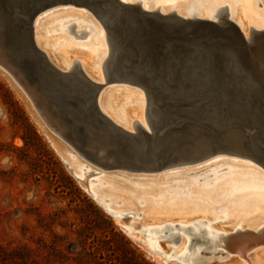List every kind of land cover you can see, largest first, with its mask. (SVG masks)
Segmentation results:
<instances>
[{"label":"water","instance_id":"obj_1","mask_svg":"<svg viewBox=\"0 0 264 264\" xmlns=\"http://www.w3.org/2000/svg\"><path fill=\"white\" fill-rule=\"evenodd\" d=\"M68 5L107 30L104 82L81 68H57L36 43L38 15ZM70 32L82 37L90 30L72 23ZM0 66L23 87L48 130L103 170L153 174L220 154L264 169V32L247 37L232 22L151 12L122 0H0ZM114 84L140 87L153 98L151 131H129L102 111L99 97ZM45 138L83 186L86 180Z\"/></svg>","mask_w":264,"mask_h":264},{"label":"rangeland","instance_id":"obj_2","mask_svg":"<svg viewBox=\"0 0 264 264\" xmlns=\"http://www.w3.org/2000/svg\"><path fill=\"white\" fill-rule=\"evenodd\" d=\"M69 7L73 11L70 10ZM63 8L65 10H63ZM39 19L40 23L37 28L38 38L44 41V44H42L44 48H49L53 51V48L57 45L48 41H68L70 42V46L74 48V54L77 56H73L74 59H78V57H80L79 54L90 53L94 56V62L98 61V59L100 60V56L98 57V55L101 53V50H99V45L101 44L94 40L97 36L94 27L97 28L96 24L101 27L102 24H100L93 15L86 13L83 9H76L73 6H59L44 11L37 18V20ZM91 19L96 21V24L93 23L92 25L89 23L92 22ZM52 20L53 22L55 20L57 21H55V24L47 22ZM73 20L79 21L77 29L90 30V32L85 36L77 37L75 33L70 32L69 27L64 28V26H67ZM46 22L48 24H46L45 29H43L45 26L43 23ZM51 30H54V33H51ZM56 50L57 49L53 52H57ZM95 52H97V55H95ZM97 66L98 62L95 63L93 67L97 68ZM101 73L104 76L103 71H101ZM3 76L4 75L0 72V255H12L13 257L10 258V261H17L21 264H159L153 256L131 238L117 222L118 217L128 228H130V224L134 222L136 224V231H133L140 234L143 240L148 241V232L143 231V220L141 219L147 200L145 202L143 201L144 198L140 199V197L135 199L137 216L127 213H125L127 215L116 216L108 212L72 175L45 138L22 98ZM103 79L102 82L105 81L104 77ZM130 86L135 87V89L133 88L116 94L118 98L116 103L124 102L126 97L131 94L144 97L147 101L146 92L143 89L134 85ZM109 90L110 87H107L102 91V93H104L103 100H105V96L107 95L106 92ZM138 118H143L146 123H149L147 108L143 110V117L142 115H138ZM219 157L223 156L217 155L214 156L213 159H210L214 161ZM229 159H238L242 163L255 164L258 168L245 164L222 162L192 175L179 176L172 174L173 171L180 169L178 167L153 174L102 171L103 173L101 175H95V172L90 174L89 178L94 177L103 180L107 178L113 180V182L117 180V183H124L127 187L132 188L131 193H125L126 195L123 194V204H125V202H131V199H134L133 197L129 198L128 194L133 196V191L136 193L137 191L138 193H140V191L143 192L145 188H142L146 187L147 184V190L145 191L151 192L147 193L152 194V192H158L155 194L157 198L162 197L164 199L162 200L166 202L169 197H163L164 191L168 194L165 193L167 196H171L168 190H176L177 193L179 190V196H177L176 192L175 194H173L174 191L171 192V194L175 196H171L174 197L173 199H178L179 197V199L182 198V200L178 199V201L183 202V199L185 200L186 198L188 201L185 200L184 202L187 203L192 201L193 203H187L186 207H188L186 209L182 207L184 205L181 204V206H176V202L178 201L172 198L168 200L170 204L167 202L169 205L166 206L165 204L167 203L164 202V207L166 206V208H173L175 203V210L181 209L179 207H182L184 209L181 210L184 212L187 211L186 213H188L185 215L186 217L169 216V220L180 222L186 219L194 220L196 217L201 218L197 215H191L190 210H188L197 204L199 208H201L198 213L200 212L206 216L208 213L210 217L215 216V218H223L221 219V222L223 220V225L220 221V223L217 222V224L214 223L213 225L218 226L219 223V225L221 224L220 227H224L223 229L225 230L230 228L228 232L231 233L234 219L231 217L232 215L230 213L231 210L232 214L240 211V215L238 216L244 213L241 211L242 208L240 205L242 202H249V199H243L244 194L249 192L258 194L264 193V186H261L264 185V169L244 157L232 156ZM142 182H144V185L141 184ZM149 182L152 184L149 185ZM182 182L183 184H180ZM243 182L246 184L257 183L259 186L242 187L243 189L236 191L234 193L235 195L233 194L232 196L226 195L219 197L215 194V190L219 187H229L233 186L235 183ZM184 183L188 184L191 190H189ZM200 183H202L201 186L199 185ZM212 183H216V185H211L212 187L209 186V184ZM139 185L142 187L140 191ZM182 185H184V193L189 190L187 191L188 195L187 193H185V195L180 192L183 191ZM192 186H194V188ZM199 189L201 190L199 191ZM165 194L164 196H166ZM181 194L185 197H181ZM237 195L239 199H236V197L238 198ZM214 196L215 198H213ZM209 197L213 200H208ZM154 199L155 198H153V200ZM234 199L237 201H233ZM218 202L219 205L224 202L225 205L228 203L226 205L227 212L228 208H231L229 214H226L225 211V217L223 215L221 216L220 210L219 212H213L212 208H214V206L216 208H214L215 210H218L217 208L220 207L217 205ZM248 202H246V204ZM234 203L237 204V206L234 205ZM119 206L120 205H116L118 210H128V208L125 209L122 206V209V207ZM231 206H233V208ZM203 207L208 211H205ZM236 209H238V211ZM213 214L214 216H212ZM215 214H217V216ZM234 214L233 217L238 213ZM245 214L246 213H244V215ZM229 216L230 218H228ZM229 219L230 223L227 222ZM166 220L168 219L166 218ZM174 232H178L180 236L176 239H168V235ZM160 234L162 236L164 235V237L160 236L158 238L162 252L165 254L167 253V256L172 255L179 247V243L183 238L180 226L173 228V231L172 229L164 230ZM224 242L225 236H221L220 240L215 245L207 244L205 239L194 240L192 244L193 247L191 246L190 251L192 250L191 254H193L198 247H203V250L207 249L210 252H202L200 259L204 260V264H221L220 258L228 254ZM210 249L213 250L210 251ZM218 250H221V253L216 252ZM173 256L174 257L171 259L175 260V254ZM186 258L182 260L183 263ZM207 260L209 261L207 262ZM169 264L180 263L171 262ZM232 264H244V260L240 257L237 262ZM245 264H264V247L251 251L248 255V262Z\"/></svg>","mask_w":264,"mask_h":264},{"label":"bare ground","instance_id":"obj_3","mask_svg":"<svg viewBox=\"0 0 264 264\" xmlns=\"http://www.w3.org/2000/svg\"><path fill=\"white\" fill-rule=\"evenodd\" d=\"M123 1L128 2L131 5H136V4H132V3H134L133 0H123ZM195 1L199 2L203 6V10L200 12L199 17L208 18L209 20L212 19L215 21H219L218 19H219V14H220V10H221L222 5H227V6L229 5L232 11L235 8V6L238 7L240 10L237 8V12H235V14L231 15V18L238 23L240 29L242 30L244 35L247 37H249L251 34H253L250 32V27H249L251 25V24L249 25V23L252 19L256 18V19H259V21L264 22V14L262 13V12H264V1H263V7L260 10H258V12H255L258 0H182L181 3L183 4V8L182 9L179 8V10H178L180 15H182L185 18L192 15V9H193V5H194ZM140 5H141V7L138 6L139 8H142V9L144 8V9H147L149 11L154 10L157 6L160 5L161 6L160 11L164 14H168L169 11L171 10V9H169L168 6H162V4L160 2L155 3V5L153 7H151L147 1L142 0ZM68 6H71V5H68ZM56 7H59V6H56ZM51 8H53V7H51ZM48 9H50V8H48ZM48 9H46V10H48ZM66 9H68V8H66ZM69 9H70V7H69ZM63 10H65V9L63 8ZM70 10H72V9H70ZM151 12H154V11H151ZM39 16H40V14L38 15V17ZM37 18H36V20H37ZM36 20L33 23L36 43H37L38 47L46 53L48 59L50 60V62L54 66H56L57 68H59L63 71H74L75 69L81 68L94 81L102 82L104 80L103 79L104 76L102 75L101 71H103L104 61L107 59V57L109 56V53H110V45H109L110 43H109L107 30L105 29V27L103 25L101 27L98 26V24H96V21H93L92 19H91L92 22H89L92 25H93V23H95L97 25V28L94 27L95 28L94 30L96 31V35H97L96 39H94V40H95V42L101 44V45H99L100 46L99 50H101V53H100V55H98V57L100 56V60L98 59V61L94 62V59H93L94 56L90 53L79 54L80 57H78V59H74L73 56H75V57H77V56L74 54L75 53L74 49H72L70 47V45H68L70 43H66V45L61 46V53L58 54L59 58H57V56L53 57L49 53V51L46 48H44V46L42 45L43 44L42 40H39V38H38V31H37L38 29L37 28H38V25L40 23V19L37 21ZM55 21H57V20H55ZM55 21L53 22V20H52V21H47V22H52V24L53 23L55 24L56 23ZM47 22L43 23V25L45 24L43 29H45L46 24H48ZM78 22L79 21H77V20H73L67 26H64V28L69 27V30H70V26L72 25V23L78 24ZM83 22H85V21H83ZM98 22L100 24H102L100 21H98ZM222 22L225 23L224 20H222ZM43 25H42V27H43ZM49 25H51V24H49ZM260 26H262V25H260ZM42 27H41V29H42ZM95 53H96L95 55H97V52H95ZM113 58H114V62L112 64V70L114 73H117L119 70L118 69V62H117L118 61L117 60L118 59V48L114 49V57ZM75 60H78L80 62V64H78L74 67V61ZM93 62H94V64H93ZM97 62H98V66H97V68L96 67L94 68L93 66H95V63H97ZM119 66H120V64H119ZM101 67H102V70H101ZM0 72L4 75L3 77H5L8 80V82L11 84V86L17 91L19 96L22 98L27 109L29 110V112L33 116L34 120L36 121L38 127L41 129V131L44 132V136L46 135V137L49 138L53 142L54 147L57 149V151H58L59 155L62 157V159L65 160L67 163H69V165L74 170V173L78 178L86 180L85 184H83V187L89 193H91L92 196L96 199V201L98 203H100L101 205H103V207L108 212H110L111 214H114L116 216L117 215H127V214H135V216H137L136 214H138V213L136 211L137 205H136L135 199L137 197H140V199L144 198L145 200L143 199V201H145V202L147 200V204H146L145 208L143 207L144 209L142 212L141 219L143 220L142 221L143 231L148 232V236H147L148 241L143 240V238H141L140 234L135 233L133 231L136 229V224L134 222H132L130 224V228L126 227L123 224L122 220L118 217H117V222L120 224L122 229L131 238H133L139 245H141L143 248H145L159 264H169L171 262H178L180 264H184V263L185 264H204L205 262H204V260L200 259V256H201L203 251L209 252V250H207V249L203 250V247L202 248L198 247L196 249V251L193 254H191L192 250L190 251V249H191L192 244L194 243V240L205 239L207 244L209 243L210 245H215L220 240V237L222 235L225 236L224 246L227 247L228 254L223 255L220 258V261L222 262L221 264H232L234 262H237L238 258H240V257L244 260V264H245L248 262V255L251 251H253V250L255 251L256 249H260V248L264 247V230H262V229H264V193L258 194V193H250L249 192V193L244 194L243 199L247 198V199H249V202L246 201V202H248L247 204H246V202H242L240 207L242 208L241 211L246 213L247 216H246V214L244 215V213H242V212L241 213L243 216L242 215H241L242 217L238 216V215H240V211H238L239 205H238V209H236L238 212H235V214L238 213L235 216L237 218L233 217L234 213L232 214V210H231L230 214L232 216L231 215L230 216L234 219V220L233 219H231V220H233L235 222V224L233 222L232 228L234 230L232 229L231 233L228 232V230L230 229L229 228L230 226L228 227L229 229L226 228L228 230L223 229L224 227L223 228L220 227L221 224L219 225V223L221 222V219H223V218H219V217L215 218L214 214L212 215L214 217H210V214L208 215V213L206 216V215L201 214L199 212L200 213V215H199L198 211H200L201 208H199V206L197 204H195L193 206V208L188 209V210H190L191 215H197L198 217H201V218L196 217L194 220H187L186 219V220H183L180 222H175V221L169 220V216H171V217H186L185 215L188 214V213H186L187 211L184 212L181 209H184L182 207H185L187 209V207H188V206L186 207L187 203H189V204L193 203L192 201L187 202V203L184 202L185 200L188 201L186 198H185V200L183 199V202L178 201L179 197H178V199H173L175 196L172 195L171 192L174 191L173 194H175V192H176L177 196H179L180 195L179 190H178L179 195H178L176 190H173V191L168 190V191H170V195L174 196V197L167 196L168 194L164 191V194L166 193L167 195L165 194L166 196H164V194H163V197L164 198L169 197V199L172 198L173 200L178 201V202H176L177 203L176 206L184 205L182 207H179L181 209L175 210L174 201H173L174 205L171 202L173 205V208L172 207L166 208V206L170 204V202H168L169 199L167 200V202L169 203L168 204L166 201H163L164 199L162 197H160L161 199L157 198V195H155V194H157L158 192L157 193L152 192V194H154V195L149 194V193H151L150 191H145V190H147L146 187L148 186V184L146 185V187H143V188L140 187L141 184L144 185V182H142L139 185V187H140L139 191L141 190V188L142 189L145 188V190H143V192L140 191V193H138V191H137V193H138L137 196H136L137 193L134 191L132 192L133 196H130L131 194H128L129 198L133 197L134 199H131V202H127V203L125 202V204H126L125 205V204H123L124 200H123L122 196H123V194L126 195L125 193H131L132 188L127 187L126 184H124V183L123 184L117 183L118 182L117 180H114V182H113V180H109L107 178H106V180L94 178V177L89 178V175L92 173L96 172L95 175H101L103 173L102 171H110V170H103L99 167H96L95 165H93L91 163H88L83 157L76 154L75 151L70 147V145H68L65 141H63L56 134H54L50 130H48L44 121L40 117L36 107L34 106V103L32 102L29 95L26 93V91L23 89V87L16 80H14L10 76V74L8 72H6L1 66H0ZM106 93L108 95V97H107V95L105 96V98L107 99L106 102L109 100V102H111V104L113 101H114V103H116V101L118 100V98L116 97L117 96L116 93L113 91L111 92V90L107 91ZM103 97H104V93H102L99 97V105H100L102 111L108 117H110L116 124L122 126L123 128H125L129 131H135L138 127H144L149 131L152 130L151 124L146 123V121H144L143 118H138V115H142V117H143V110H145V108H147V113H149L151 115V117L153 119H155L157 110H156V106H155L153 98H151V97L149 98L146 94V97H147V101H146L144 97H140L137 94H135V95L131 94L130 96L126 97V100L124 102L116 103L118 106H121V108H122L123 120L120 122L112 114L111 107L108 106V104L105 102V100H103ZM136 121H138L141 125L136 126L135 125ZM216 159L218 160L219 158H216ZM217 160L210 161V163L215 162ZM209 167H211V166H209ZM215 178H217V177H215ZM179 181H181V180H179ZM151 184L152 183L149 182V185H151ZM176 184H177V182H176ZM180 184H183V182ZM184 184H186V183H184ZM201 184L202 183H200L199 185L201 186ZM203 184H204V182H203ZM143 185H141V186H143ZM186 185L189 188L188 184H186ZM211 185L214 186V185H216V183L209 184V186H211ZM166 186H167V184H166ZM182 186H183V188L181 186L180 187L183 189V191H180V192H182L183 194L187 193V195H188L187 191H189L191 189L189 188V190H187V191L185 190L186 192L184 193V185H182ZM246 186H252V187L256 186L257 187V186H259V184H257V183H254V184L253 183H247L246 184L244 182L243 183H235L233 186L224 187V188L219 187L217 190H215L216 191L215 194L218 195L219 197L220 196L221 197L226 196V195L232 196L236 191L241 190V189H243L242 187H246ZM261 186H264V185H261ZM192 187L194 188V186H192ZM176 188H177V186H176ZM202 189H203V187H202ZM213 189H214V187H213ZM133 190H134V188H133ZM200 190L201 189H199V191ZM207 190H208V188H207ZM147 192H149V193H147ZM160 195H161V193H160ZM209 195H211V194H209ZM183 196L184 195H182L181 197H183ZM186 197H188V196H186ZM192 197H193V195H192ZM211 197H209L208 200L210 199L212 201L213 199ZM153 198L158 199V200H155V199L153 200ZM213 198H215V196ZM180 199L182 200V198H180ZM224 199L226 200V198H224ZM236 199H239V196H238V198L236 197ZM236 199H234L233 201H235ZM194 200H195V198H194ZM226 201H228V200H226ZM164 202L167 203V204H165L166 205L165 207H164ZM219 202H221V201H219ZM219 202H218V204L217 203L216 204L220 207L217 208L218 210H215L216 208L214 206L215 209L212 208L213 212H219V210H220L221 216L225 215V211H226V214L227 213L229 214V211L231 208L230 207L228 208V212L226 210L227 209L226 205L228 203H226V205H225L224 204L225 202H224V203H222L224 205H222V204L219 205ZM114 205H115V208H114ZM116 205L117 206L120 205L119 207L123 206L125 209L128 208V210H126V211L125 210H123V211L118 210L116 208ZM234 205L237 206V204H235V203H234ZM142 206H143V204H142ZM123 207H122V209H123ZM190 207H192V206H190ZM231 207L233 208V206H231ZM203 209H204V207H203ZM205 211H208V210L206 209ZM213 212H210V213H213ZM233 212H234V209H233ZM125 213H127V214H125ZM202 213H204V212H202ZM205 214H206V212H205ZM217 214H219V213H217ZM217 214H215V215L217 216ZM230 216L228 218H230ZM238 217H240V218H238ZM166 218L168 220H166ZM229 221H230V219L227 222H229ZM217 222H219L218 226L213 225L214 223L217 224ZM222 222H223V220H222ZM224 223H225V221H224ZM231 224H232V222H231ZM222 225H223V223H222ZM177 226H180L181 234H182L183 238H182L181 242L179 243V247L177 248V250L172 255L167 256L166 255L167 253L165 254L162 252L158 238L160 236H162L160 233L163 232L164 230L172 229V231H173V228H177ZM212 250L210 249V251H212ZM215 250H217V249H215ZM216 252L221 253V250H218ZM174 254H175V258H176L175 260L171 259L172 257H174L173 256ZM189 254H191V255H189ZM184 258H186V260H184V263H183L182 260ZM208 261L209 260H207V262ZM206 264H208V263H206Z\"/></svg>","mask_w":264,"mask_h":264},{"label":"flooded vegetation","instance_id":"obj_4","mask_svg":"<svg viewBox=\"0 0 264 264\" xmlns=\"http://www.w3.org/2000/svg\"><path fill=\"white\" fill-rule=\"evenodd\" d=\"M133 1H134V3H132V4H136L137 6H140L141 7L140 4H141V1L142 0H133ZM145 1H147L148 4L151 7H153L155 5V3L160 2L162 4V6H168L169 9H171L167 15H175V16L183 17L178 12L179 8H181V9L183 8V4L181 3L182 0H145ZM263 1L264 0H258L257 6H256V11L255 12H258V10H260L263 7ZM123 2H125V1H123ZM126 3H128V2H126ZM160 8H161V6L159 5L154 10H151V11L158 12V13H162L160 11ZM237 8L238 7L235 6V8L232 11L229 5L228 6L227 5H222L218 20L219 21L220 20L221 21L224 20V21L232 22V23H234L235 25H237L239 27L238 23L231 18V15H233V14H235V12H237ZM145 10H147V9H145ZM202 10H203L202 4H200L199 2H196L195 1L194 5H193V9H192V15H190L189 17H186V18H190V19H206V20H209L208 18L199 17L200 12ZM147 11H149V10H147ZM262 13L264 14V12H262ZM162 14H164V13H162ZM48 15H50V14H48ZM48 15H46V16H48ZM183 18H185V17H183ZM252 20L249 23V25L251 24L249 26L250 27V32L251 33L264 32V22L263 21L261 22V21H259V19H256V18H254ZM212 21H215V20H212ZM260 25H262V26H260ZM50 32L51 33H54V30H52ZM42 42L44 44V41L43 40H42ZM48 42H52L54 45L57 44L53 48V51H55V49H57L56 50L57 52H55V53L52 51V49L46 48L53 57L57 56V58H59V55L58 54L61 53V46L62 45H66V43H70L68 41L60 42L59 40H57V41H48ZM68 45H70V44H68ZM72 49H74V48H72ZM78 64H80V62L78 60H75L74 61V67L76 65H78ZM109 87H110L111 92L113 91L116 94L122 93L123 91H127V90H130V89H133V88L135 89V87H132V86L126 85V84H114V85H111ZM107 97H108V95H107ZM106 100L107 99L105 98V102H106ZM106 103L108 104V106L111 107V112L115 116V118L121 122L123 120V113H122L121 106H118L116 103H114V101L112 102V104H111V102H109V100ZM135 125L136 126H139L141 124L138 121H136ZM219 156H223V157H219V159L217 161H215V162L208 163V162L212 161L211 160V159H213V157H212L211 159H208L205 162L203 161L201 163H197V164H193V165L179 167L180 169L179 170H176V171H173L172 174L179 175V176H181V175H192L194 173H198V172H201V171L209 168V166H213V165H216V164H219V163H222V162H225V163L226 162L227 163H235V164H245V165H249L251 167L258 168V166H256L255 164H246V163H242L238 159H229L230 157H232L230 155H219ZM169 174H171V173H169ZM152 176H156V175H152Z\"/></svg>","mask_w":264,"mask_h":264},{"label":"trees","instance_id":"obj_5","mask_svg":"<svg viewBox=\"0 0 264 264\" xmlns=\"http://www.w3.org/2000/svg\"><path fill=\"white\" fill-rule=\"evenodd\" d=\"M12 257V255H0V264H21L17 261H10Z\"/></svg>","mask_w":264,"mask_h":264}]
</instances>
